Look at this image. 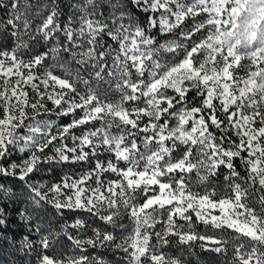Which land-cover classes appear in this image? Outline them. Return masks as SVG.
<instances>
[{"label": "snow or ice", "instance_id": "6c2138e0", "mask_svg": "<svg viewBox=\"0 0 264 264\" xmlns=\"http://www.w3.org/2000/svg\"><path fill=\"white\" fill-rule=\"evenodd\" d=\"M5 242L264 264V0H0Z\"/></svg>", "mask_w": 264, "mask_h": 264}, {"label": "trees", "instance_id": "16d2710c", "mask_svg": "<svg viewBox=\"0 0 264 264\" xmlns=\"http://www.w3.org/2000/svg\"><path fill=\"white\" fill-rule=\"evenodd\" d=\"M55 179L50 173L45 175V179L42 182H48ZM10 232L15 233L17 239L20 238L21 234L26 232L23 227H17L15 223L10 225ZM210 257L212 254L203 253L197 247L194 248L191 255L192 264H210ZM24 254L22 252L15 251L14 248L7 246V243L0 246V264H24ZM211 264H215L214 258L211 260Z\"/></svg>", "mask_w": 264, "mask_h": 264}, {"label": "rangeland", "instance_id": "374dc122", "mask_svg": "<svg viewBox=\"0 0 264 264\" xmlns=\"http://www.w3.org/2000/svg\"><path fill=\"white\" fill-rule=\"evenodd\" d=\"M184 255H185V259L186 260H190L191 261V256H188L187 253H185Z\"/></svg>", "mask_w": 264, "mask_h": 264}]
</instances>
